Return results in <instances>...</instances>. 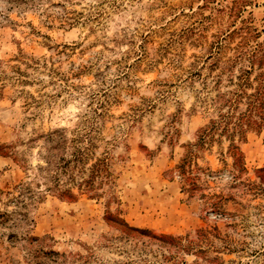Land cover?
<instances>
[{
  "label": "rangeland",
  "instance_id": "374dc122",
  "mask_svg": "<svg viewBox=\"0 0 264 264\" xmlns=\"http://www.w3.org/2000/svg\"><path fill=\"white\" fill-rule=\"evenodd\" d=\"M169 261L264 264V0H0V264Z\"/></svg>",
  "mask_w": 264,
  "mask_h": 264
},
{
  "label": "trees",
  "instance_id": "16d2710c",
  "mask_svg": "<svg viewBox=\"0 0 264 264\" xmlns=\"http://www.w3.org/2000/svg\"><path fill=\"white\" fill-rule=\"evenodd\" d=\"M68 192H69V191H68ZM68 194L70 195V193H68ZM169 239L175 241V239H174L173 237H171V236L169 237ZM172 262H173V261H169V264H176V263H174V262L172 263Z\"/></svg>",
  "mask_w": 264,
  "mask_h": 264
}]
</instances>
